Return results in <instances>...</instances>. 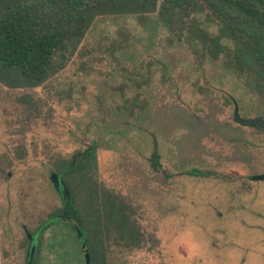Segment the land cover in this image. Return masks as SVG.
<instances>
[{"label": "rangeland", "instance_id": "374dc122", "mask_svg": "<svg viewBox=\"0 0 264 264\" xmlns=\"http://www.w3.org/2000/svg\"><path fill=\"white\" fill-rule=\"evenodd\" d=\"M193 15L171 26L159 8L101 14L89 28L50 15L60 27L50 62L62 67L36 87L0 82V264H24V228L37 234V264H87L60 230L69 223L45 224L64 207L52 172L91 145L88 171L134 232V243L96 235L93 264H264V180L253 178L264 132L233 120L234 109L264 116V83L236 67L233 41L204 46L188 25L218 36V20Z\"/></svg>", "mask_w": 264, "mask_h": 264}, {"label": "trees", "instance_id": "16d2710c", "mask_svg": "<svg viewBox=\"0 0 264 264\" xmlns=\"http://www.w3.org/2000/svg\"><path fill=\"white\" fill-rule=\"evenodd\" d=\"M157 8L161 19L171 26L208 10L218 20L219 35H209L195 21L188 25L191 31L211 52H227L228 45L222 40L233 41L236 67L264 83V0H5L0 4V81L12 87H35L52 75L50 56L60 39V27L49 20L52 14L70 21L78 18L80 24L88 22L87 28L101 14H147ZM259 178L264 179V174ZM109 216L106 214L102 222L106 223ZM75 218H81L82 223L80 215ZM122 230L123 239L134 243L125 213Z\"/></svg>", "mask_w": 264, "mask_h": 264}, {"label": "flooded vegetation", "instance_id": "af4514ba", "mask_svg": "<svg viewBox=\"0 0 264 264\" xmlns=\"http://www.w3.org/2000/svg\"><path fill=\"white\" fill-rule=\"evenodd\" d=\"M119 13H128V12H119ZM132 14H136V13H132ZM72 53H69V54H72ZM61 67H62V64L56 65L52 75L55 72H57ZM15 87H21V86H15ZM258 116H262V115H258ZM258 116H254V117H258ZM254 117L243 116L238 109H234V112H233V120L236 124H239L241 126L248 127V128L255 127V128L263 130L264 132V128H261L257 125L245 124V122L248 119H251ZM262 117L264 118V116ZM93 147L94 146L91 145L84 151L76 152L72 156V160L69 163L61 164L58 166L59 173L52 172V174L56 173L60 175L59 177L60 187H57L55 183L54 182L53 183L55 185L54 187L57 193L59 194V196L64 202V207L56 215V218L51 219L45 224V225L49 224L51 227V226H55L56 223L58 222L69 223L70 228H61L60 230L64 232H67L68 229L70 231H73L74 235L72 234V236L77 238V241H78L77 244L79 246L80 251L84 253L87 264H93V257L96 255V251L98 250V249H95L93 245L96 235L98 236L97 239L100 242H102L103 238H105L106 236L107 237L110 236V233L114 231L118 234L117 236H120V238L123 239L122 219L124 217V213L127 214V208L124 205V203L121 201V199H119L115 194L108 191L107 189L99 188L96 185V183L93 181V177L92 175H90V170L88 171V168H89L88 160L90 159L92 155ZM151 164L154 169H157L159 172L162 173V170H161L162 167L159 163L158 155L156 152L151 157ZM67 168L69 169L67 172H65ZM262 174L264 173L254 175L253 178L256 180H264V179L259 178L260 175ZM191 175L204 177L205 173L204 171H201L199 169H194L191 172ZM77 194H79L83 199V208L81 210H79L78 207L76 208L75 198ZM70 207L71 209H69ZM106 209H108V211ZM109 213L111 214V216H109ZM76 214L80 215L83 218L82 223L80 222L81 218L79 220L75 218ZM106 214H108L109 220L106 221V223H104L102 222V219L103 217H105ZM99 220H100V223H98ZM41 229L42 227H39L37 232ZM24 232H25L27 244H28L26 257L24 261V264H26L27 256H28V249L30 246V240L32 236L35 235V233H31L27 228H24ZM68 236H70L68 235V233L66 234L64 233L63 237H68ZM39 249H40V245L37 243V250H36V255H35L33 264L38 263L37 258H38ZM63 250H65V252L67 253L66 248H64Z\"/></svg>", "mask_w": 264, "mask_h": 264}, {"label": "water", "instance_id": "95a60500", "mask_svg": "<svg viewBox=\"0 0 264 264\" xmlns=\"http://www.w3.org/2000/svg\"><path fill=\"white\" fill-rule=\"evenodd\" d=\"M245 124H253L257 125L261 128H264V118L262 116L254 117L251 119H248ZM60 175L53 173L51 175V179L55 183L57 187H60ZM31 238V236H30ZM36 250H37V234L33 235L31 240H30V246L28 249V256H27V263L26 264H33L35 255H36Z\"/></svg>", "mask_w": 264, "mask_h": 264}]
</instances>
